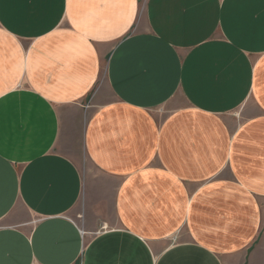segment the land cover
<instances>
[{"label": "crops", "instance_id": "obj_1", "mask_svg": "<svg viewBox=\"0 0 264 264\" xmlns=\"http://www.w3.org/2000/svg\"><path fill=\"white\" fill-rule=\"evenodd\" d=\"M0 264H264V0H0Z\"/></svg>", "mask_w": 264, "mask_h": 264}, {"label": "rangeland", "instance_id": "obj_2", "mask_svg": "<svg viewBox=\"0 0 264 264\" xmlns=\"http://www.w3.org/2000/svg\"><path fill=\"white\" fill-rule=\"evenodd\" d=\"M102 84H103V80L101 81L99 87H98V90L102 87Z\"/></svg>", "mask_w": 264, "mask_h": 264}]
</instances>
